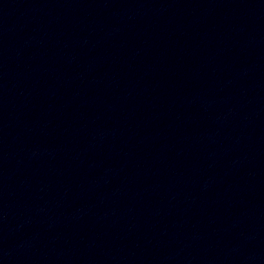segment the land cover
<instances>
[{
  "label": "water",
  "instance_id": "1",
  "mask_svg": "<svg viewBox=\"0 0 264 264\" xmlns=\"http://www.w3.org/2000/svg\"><path fill=\"white\" fill-rule=\"evenodd\" d=\"M0 264H264V0H0Z\"/></svg>",
  "mask_w": 264,
  "mask_h": 264
}]
</instances>
